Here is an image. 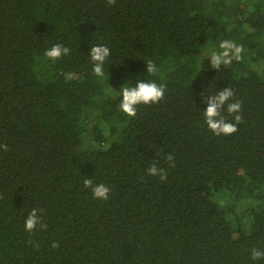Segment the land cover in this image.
<instances>
[{"label": "trees", "instance_id": "16d2710c", "mask_svg": "<svg viewBox=\"0 0 264 264\" xmlns=\"http://www.w3.org/2000/svg\"><path fill=\"white\" fill-rule=\"evenodd\" d=\"M223 39L245 51L216 70L206 50ZM57 43L70 53L52 61L44 52ZM100 44L103 80L89 56ZM257 57L264 0H0V264H264L251 259L264 251ZM144 79L164 84V98L128 117L114 89ZM226 87L243 121L217 136L203 98ZM154 162L165 181L147 174ZM33 208L46 229L26 231Z\"/></svg>", "mask_w": 264, "mask_h": 264}, {"label": "clouds", "instance_id": "9594fccd", "mask_svg": "<svg viewBox=\"0 0 264 264\" xmlns=\"http://www.w3.org/2000/svg\"><path fill=\"white\" fill-rule=\"evenodd\" d=\"M116 4V0H106V6H112ZM245 49L243 45H239L233 40L223 39L219 42L218 49L212 50L207 55V60L211 68L220 70L223 67H227L233 63V61L239 62L243 59L242 54ZM70 49L63 46L60 43L54 44L44 52V55L52 60H58L62 56L68 55ZM110 55V49L103 45H95L91 47L90 58L93 62L92 71L96 77L101 80L105 77L104 65L106 59ZM146 64V71L150 75H155L158 72V68L152 59L144 60ZM73 78L72 73L65 74V80H71ZM121 87L120 92V103L118 105L121 110L128 117H135L137 114V106L144 104H158L160 103L165 94V85L158 84L155 81L139 80L134 86ZM203 98V96H202ZM204 103L207 105L206 110L203 112L204 120L209 128L215 135L230 136L237 132L238 125L243 121L242 115V101L235 99L234 90L230 87H226L213 95H209L207 98H203ZM227 112L232 120L229 121L224 115ZM4 151H8L6 145H0ZM169 162V167H175L174 156L169 153L164 157ZM147 174L151 176H159L163 182L167 179V171L164 168L157 166V163H153L147 170ZM84 187L90 189L93 198L107 200L110 189L103 183L95 184L92 179H85L83 181ZM42 209L33 208L25 220L26 231L32 232L37 228V225L41 229H46V224H41L40 212ZM53 248H58L59 243H52ZM251 259L261 260L264 259V251L253 247L251 249Z\"/></svg>", "mask_w": 264, "mask_h": 264}, {"label": "rangeland", "instance_id": "374dc122", "mask_svg": "<svg viewBox=\"0 0 264 264\" xmlns=\"http://www.w3.org/2000/svg\"><path fill=\"white\" fill-rule=\"evenodd\" d=\"M254 1V0H253ZM250 25H246V28L248 29ZM214 48L210 46L207 50L206 53L209 54ZM249 70H255L257 71L263 78H264V59L261 57H257L255 59H251L249 65H248ZM111 87V86H110ZM115 87V86H114ZM115 92L114 94H119L121 87H115ZM214 199H220L221 201H226L228 203H232L233 199L230 197V195L222 196V195H217L214 197ZM242 205L240 204L238 208L240 209Z\"/></svg>", "mask_w": 264, "mask_h": 264}]
</instances>
